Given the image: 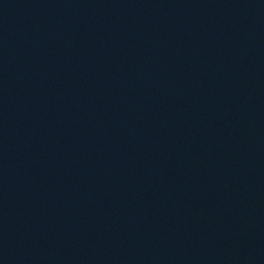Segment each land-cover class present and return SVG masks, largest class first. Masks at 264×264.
<instances>
[{"label": "water", "instance_id": "water-1", "mask_svg": "<svg viewBox=\"0 0 264 264\" xmlns=\"http://www.w3.org/2000/svg\"><path fill=\"white\" fill-rule=\"evenodd\" d=\"M0 264H264V0H0Z\"/></svg>", "mask_w": 264, "mask_h": 264}]
</instances>
